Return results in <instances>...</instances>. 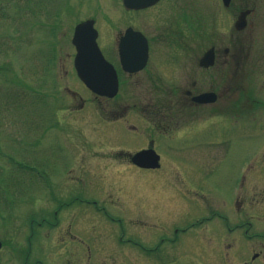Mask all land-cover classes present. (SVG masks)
I'll return each mask as SVG.
<instances>
[{"label": "rangeland", "instance_id": "obj_1", "mask_svg": "<svg viewBox=\"0 0 264 264\" xmlns=\"http://www.w3.org/2000/svg\"><path fill=\"white\" fill-rule=\"evenodd\" d=\"M58 1L0 0V142L12 134L9 155L0 161V169L7 171L8 175H3L5 179L21 173L16 165L21 160L17 157L28 159L34 167L25 169L22 181L9 182L8 188L0 190L2 260H8L9 247L16 251L12 255L17 257L13 259L9 252V264L25 261L24 248L32 250L31 263L39 260L44 264L58 260L67 264L119 262L120 254L124 255L122 251H128L127 236L132 238L136 231L142 236L149 235L155 229L152 228L154 214L167 211L168 221L157 222L158 236H170L176 226L203 221L186 229L187 236L178 241L179 249H187L189 256L185 255V261L190 263L194 239L200 237L202 243H208L212 237L206 232L210 230L214 235L223 227V217L230 221L235 216L233 196L243 198L238 212L243 207L254 214L253 219H258L264 211L257 209L264 208V66L252 67L249 58L246 60L247 30L239 34L243 47L238 71L235 73L231 63H221V98L206 104L198 115L193 112L194 124H187L182 118L175 130L155 133L157 140L152 141V146L162 155L161 167L139 172L127 161L125 148H140L149 144L148 141L139 136L132 139V133L122 135L121 119L110 118L119 111L114 109L109 114L105 100L95 98L74 75L62 73L58 87L56 43L66 56L71 52L72 26L94 16L101 35L99 41H108L114 48L112 41L120 28L119 0H71L70 4ZM196 3L200 9L203 7L200 12L206 24V41L196 50L200 54L211 44L229 41L235 32L236 14L221 10L218 0ZM14 4L32 7L20 11L18 17L19 11L12 8ZM34 5L39 8L33 10ZM54 5L63 14L53 16ZM105 15L111 24L104 21ZM53 21H62V26L49 28ZM258 32L263 37H257L260 43L256 42L255 49L264 50V30ZM12 44L16 48L9 50ZM220 46L221 53L227 44ZM66 62L63 57L60 65L72 68ZM4 63L8 70L7 66L1 67ZM19 67L24 71L28 94L13 85ZM206 76L212 81L213 71L206 72L205 80ZM211 81H206L205 86L213 85ZM62 85H67L73 95ZM14 88L18 95L11 94ZM127 94L130 101L143 102L141 105L152 101H167L168 105L164 93L153 94L142 88ZM199 117L208 120L202 124ZM235 185L233 194L231 188ZM71 199H74L72 203L66 205ZM165 222L173 223V227L165 229ZM171 238V242L158 248L159 254L175 252L176 257H182L175 248L177 241L173 242L176 234L172 233ZM107 243L109 249H98ZM86 245L95 246L98 251L92 249V253H87ZM197 251L202 260H197L198 264H220L215 261V252ZM229 254L221 251L226 264Z\"/></svg>", "mask_w": 264, "mask_h": 264}, {"label": "flooded vegetation", "instance_id": "obj_2", "mask_svg": "<svg viewBox=\"0 0 264 264\" xmlns=\"http://www.w3.org/2000/svg\"><path fill=\"white\" fill-rule=\"evenodd\" d=\"M196 1L198 0H156L150 6L137 9H125L120 5L118 20L120 28L114 35V41H112V43L114 42V48L110 47V42L108 41L101 43L99 41L100 34L98 33V46L104 58L113 65L116 71L118 92L113 98L94 97L105 100L109 114L114 109L119 111L118 114L110 118L111 120L121 119L123 126L122 135L132 133L133 135L130 136L132 139L139 136L152 143L157 137L155 133H166L175 130L178 128L176 124L182 118L187 120V124H194L193 112L198 115L208 105L195 103L192 101V97L201 92L209 91L216 93L215 101L221 98V84L219 85V82L221 79L220 66L222 61L225 64L231 63L232 67L235 66V73L238 71L239 56L243 47L239 37L240 33L232 35V38L226 42L227 50L224 51V49L221 53L219 47H221L220 45L223 41L211 44L209 47H212L214 51L213 63L207 68L201 65L200 59L204 51L199 54L196 50L206 41L205 21H203L204 18L200 17V10L203 7L200 9L199 3H196ZM218 2L221 10L222 8L226 11L231 10L236 16L240 12H246L245 29L247 34L245 35L249 40L246 60L249 58L252 67H263L264 50L255 49V45L256 42L260 43L257 37H263L258 35V29L264 30V0H229L227 6H223L221 0H218ZM106 21L110 23L108 19ZM96 24L97 22H94V25ZM127 27H130L133 31H139L147 42L145 65L136 71L123 69V65L120 62L121 58L134 60L140 57L138 45L141 42L136 39L130 38L119 47L120 39L125 35ZM216 44L218 45L217 47L215 46ZM72 48V51L67 52L66 56H64L65 60L70 62L73 61L75 54L73 45ZM66 65L62 64L61 72L65 75L70 73L76 77L73 63L71 65L72 68H67ZM208 70L213 71L212 81L208 76H206V80L204 79ZM206 81H211L213 85L205 86ZM80 84L89 91L81 82ZM63 88L73 94L67 85H64ZM142 88L148 89L153 94H166L168 105L167 101L158 103V101L151 100V104L148 105H141L143 102L136 100L130 101L127 93ZM181 98L182 102H180ZM114 99L117 101H112ZM111 106H117L118 108H110ZM199 120L202 124H205L208 119L199 117ZM107 125H110V120L107 121ZM148 145L140 148H125V155L128 157L130 152L146 148ZM131 167L137 171H150L133 164ZM73 200L71 199L70 202H65V204H70ZM242 201L243 198L235 200V216L230 221H228L227 217L222 218L224 221L223 227L216 230L214 235L211 233V236L214 237L213 239L208 243H202L199 239H194L193 247H196L197 250L215 252V261L220 264H226L227 262L222 260L221 251L230 252L229 264H264V211L259 214L258 219H253L254 214L249 213L243 207L238 212L237 208L238 206L241 207ZM262 209L264 210V208ZM154 216L152 228L155 229H152L151 233L145 236L140 235L135 230L136 234L132 235V238L131 235L127 236L125 240V244L129 246H127L128 251H122L124 255L120 254L121 260L119 262L110 261L108 264H198L197 258L202 262L197 254L194 255L190 263L184 261L186 259L184 256L188 255L187 249L181 250L178 248V241L180 238L187 236L189 230L186 229L188 228L174 227L171 230L172 233L176 234L173 242L177 241V247L175 248L181 251L182 257L181 255L176 257L175 252L170 255L164 252L160 255L158 248L164 243L171 242L172 233L170 236L168 234L158 236L157 234L160 231V228H156L157 224L159 225L157 223L158 220L168 221L167 211L155 213ZM201 222L203 221L197 220L192 225H200ZM164 227L169 230V227H173V223L165 222ZM242 241L245 243L243 244ZM246 243H251L252 245L248 246ZM109 247V243H107L98 246V249H109ZM92 249L98 251L95 246L86 245L87 253H92ZM71 250H75V248ZM13 251L11 250V253ZM22 252L25 255V261L22 264H44L41 260L31 263L29 260L31 249L24 248ZM120 252L121 250L119 249L118 253ZM143 252H148L149 255H142ZM1 256L0 264H9V254L6 261L2 260L3 256ZM143 257L147 258V260L143 259ZM183 257L184 259L180 261ZM53 264L67 263L58 260L54 261ZM86 264L95 263L88 261Z\"/></svg>", "mask_w": 264, "mask_h": 264}, {"label": "water", "instance_id": "obj_3", "mask_svg": "<svg viewBox=\"0 0 264 264\" xmlns=\"http://www.w3.org/2000/svg\"><path fill=\"white\" fill-rule=\"evenodd\" d=\"M155 0H122L126 8H140L150 5ZM229 0H223L227 5ZM244 14L239 15L235 22L237 30L242 29L245 25ZM97 32L93 27V20L87 19L75 25L72 43L75 46L76 54L74 58V66L79 78L93 91L99 95L112 97L117 91V78L112 66L103 58L96 44ZM130 38L129 32L122 38L120 46L127 42ZM142 54L141 60L122 59L125 69L136 70L144 63V55L146 53V45L140 50ZM213 60V51L208 49L205 51L201 59L202 64L208 65ZM214 94L203 93L195 98L197 102H209L214 99ZM159 156L151 148L136 152L131 160L133 163L142 167H155L159 164Z\"/></svg>", "mask_w": 264, "mask_h": 264}, {"label": "trees", "instance_id": "obj_4", "mask_svg": "<svg viewBox=\"0 0 264 264\" xmlns=\"http://www.w3.org/2000/svg\"><path fill=\"white\" fill-rule=\"evenodd\" d=\"M11 1L12 0H9V2H11ZM58 2H63V4H70L71 3V0H59ZM38 3H41V0H39ZM43 5H44V3H43ZM28 6L29 5L22 6V5L14 4L12 6V8H14V10H16V11H19L18 17H20V14H22L20 11H22L24 9L26 11H27V9H31L32 6L31 7H28ZM37 8H39V6H35L34 5V8H32V9L33 10H37ZM53 12L54 13H51L53 16L55 14H57V13L58 14H63L61 8L54 9ZM56 23H59V21H56ZM54 25H55V23L53 21L52 22V26L50 25V28H52ZM14 48H16L15 45H13V44L12 45H9V50H14ZM44 62H45V60H44ZM6 66H7V63H4V64H2L1 67H6ZM8 69H9V66H7V69L6 70H8ZM6 70H4V71H6ZM13 77H14L13 78V81H12L13 83H15L16 85H20V86H26V80H25V77H24V72H22L21 69H20L19 73H16V75H14ZM2 145H4V146H2ZM19 146H22V143ZM8 148H9V138L7 140H3L2 142H0V161L3 160L4 157H6V155H9V149ZM17 158H18V161L21 160L20 163L16 164V165H19L18 167L20 168L21 173L9 175V177L7 179H5L3 175H8L7 174V171L4 173L3 172V169L4 168L3 169L2 168L0 169V188H1L0 190L1 191H3L4 189H6V186H7V188L9 187V182H11L12 184H15V183H19L20 181H22L21 179H22L23 173L26 171L25 169L32 170L34 168L33 165L31 164L32 162L29 161L28 159H26V158H20V157H17ZM9 160H11V159H9ZM10 163H11V161H10ZM3 182H4V185H2ZM4 202H6V201H4ZM1 212H2V210H0V213Z\"/></svg>", "mask_w": 264, "mask_h": 264}]
</instances>
